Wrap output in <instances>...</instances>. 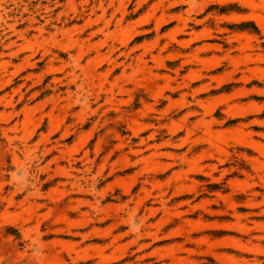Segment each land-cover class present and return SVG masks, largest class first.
<instances>
[{
  "label": "rangeland",
  "instance_id": "obj_1",
  "mask_svg": "<svg viewBox=\"0 0 264 264\" xmlns=\"http://www.w3.org/2000/svg\"><path fill=\"white\" fill-rule=\"evenodd\" d=\"M0 264H264V0H0Z\"/></svg>",
  "mask_w": 264,
  "mask_h": 264
},
{
  "label": "trees",
  "instance_id": "obj_2",
  "mask_svg": "<svg viewBox=\"0 0 264 264\" xmlns=\"http://www.w3.org/2000/svg\"><path fill=\"white\" fill-rule=\"evenodd\" d=\"M255 28V27H254Z\"/></svg>",
  "mask_w": 264,
  "mask_h": 264
}]
</instances>
